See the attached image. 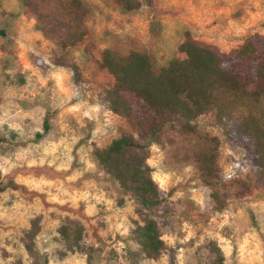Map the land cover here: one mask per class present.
<instances>
[{
  "label": "rangeland",
  "instance_id": "374dc122",
  "mask_svg": "<svg viewBox=\"0 0 264 264\" xmlns=\"http://www.w3.org/2000/svg\"><path fill=\"white\" fill-rule=\"evenodd\" d=\"M35 1L37 12L21 0L0 6V29L8 35L0 37V169H9L0 170V184L18 186L0 194V260L32 264L23 242L39 218L35 244L48 264H262L264 183L213 115L186 133L166 127L161 142L145 150L162 199L152 213L164 242L155 260L133 239L141 208L94 154L120 137L138 138V129L106 104L115 81L101 67L105 51L146 54L159 72L186 59L180 48L189 32L229 54L253 35L264 38V0H138L142 7L133 12H123L118 0H80L88 14L72 31L69 0ZM70 37L79 42L71 46ZM46 118L51 129L36 141ZM41 180L53 184L40 191L26 183ZM67 220L85 232L80 251L65 255L59 230Z\"/></svg>",
  "mask_w": 264,
  "mask_h": 264
},
{
  "label": "trees",
  "instance_id": "16d2710c",
  "mask_svg": "<svg viewBox=\"0 0 264 264\" xmlns=\"http://www.w3.org/2000/svg\"><path fill=\"white\" fill-rule=\"evenodd\" d=\"M68 3L71 22L67 29H80L88 7L80 0ZM118 3L123 12L142 7L138 0H118ZM21 5L38 11L35 0H21ZM82 36L81 33L80 40ZM0 37L7 39L5 30L0 29ZM69 39L71 46L79 42L77 37ZM180 50L186 59L170 61L159 72L154 70L150 58L139 52L118 58L107 50L101 64L115 81L105 95L108 109L136 127L138 138L120 137L94 155L105 175L141 208L144 217L134 230L133 239L149 260L162 254L164 242L152 216L162 199L145 150L161 142L166 127L173 126L186 133L199 118L213 115L215 126L244 152L246 164L264 183V38L253 35L237 50L224 54L216 47L196 41L187 32ZM43 129L44 134L38 133L36 141L49 133V118L45 119ZM10 187L18 186L0 184V194ZM213 199L216 201L218 196L213 194ZM39 232L40 219L36 218L24 236V248L32 264H48L36 249ZM84 232L78 221L67 220L61 226L59 234L65 255L80 251Z\"/></svg>",
  "mask_w": 264,
  "mask_h": 264
},
{
  "label": "clouds",
  "instance_id": "9594fccd",
  "mask_svg": "<svg viewBox=\"0 0 264 264\" xmlns=\"http://www.w3.org/2000/svg\"><path fill=\"white\" fill-rule=\"evenodd\" d=\"M93 110H94V111H99V105L95 106V108H94ZM85 114L87 115L88 113H85ZM106 115H107V113H106ZM13 127H15V126H13ZM53 150H54V149H53ZM46 151H47V150H46ZM71 159H72L71 156H69V157H68V160L71 161ZM31 163H32V164H35L36 161L33 160V161H31ZM41 163H43V161H41ZM68 166H70V164H64V165H61L62 168H66V167H68ZM12 167H15V165H12ZM90 167H91V165H90ZM0 170H2L5 174H7V172L9 171V169H0ZM69 179H70V180H71V179H75V177H69ZM26 183H29V186H30V187H35L37 190H40V191H44V188L41 187L42 184H43V185H48L49 187H51L52 184H53L52 181H46V180H41L40 182H36V181H30V182H29V181H26ZM64 192H65V195H68V193H67L66 190H64ZM49 196H50V198H51L52 200H57V197H56V196H52L50 192H49ZM84 198L86 199L87 196L85 195ZM59 202H60V203H65L66 201H64V200H60ZM247 242H248V241L245 240L244 244H242V245L240 246L241 258H243L244 245H246ZM9 251H11V249H9ZM225 252H226L228 255H231V248H230V247H226V248H225ZM256 259H260V257L257 256ZM0 264H4V262H3L2 260H0ZM262 264H264V262H262Z\"/></svg>",
  "mask_w": 264,
  "mask_h": 264
},
{
  "label": "crops",
  "instance_id": "0c3cea01",
  "mask_svg": "<svg viewBox=\"0 0 264 264\" xmlns=\"http://www.w3.org/2000/svg\"><path fill=\"white\" fill-rule=\"evenodd\" d=\"M219 47L223 48L224 46L220 44Z\"/></svg>",
  "mask_w": 264,
  "mask_h": 264
}]
</instances>
